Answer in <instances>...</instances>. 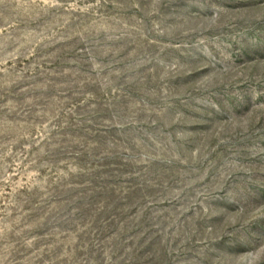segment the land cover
Segmentation results:
<instances>
[{
    "label": "rangeland",
    "instance_id": "374dc122",
    "mask_svg": "<svg viewBox=\"0 0 264 264\" xmlns=\"http://www.w3.org/2000/svg\"><path fill=\"white\" fill-rule=\"evenodd\" d=\"M0 264H264V0H0Z\"/></svg>",
    "mask_w": 264,
    "mask_h": 264
}]
</instances>
